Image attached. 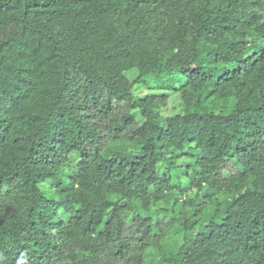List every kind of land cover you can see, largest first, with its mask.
Instances as JSON below:
<instances>
[{
	"label": "trees",
	"instance_id": "obj_1",
	"mask_svg": "<svg viewBox=\"0 0 264 264\" xmlns=\"http://www.w3.org/2000/svg\"><path fill=\"white\" fill-rule=\"evenodd\" d=\"M0 264H264V0H0Z\"/></svg>",
	"mask_w": 264,
	"mask_h": 264
},
{
	"label": "rangeland",
	"instance_id": "obj_2",
	"mask_svg": "<svg viewBox=\"0 0 264 264\" xmlns=\"http://www.w3.org/2000/svg\"><path fill=\"white\" fill-rule=\"evenodd\" d=\"M119 77H120V80L124 83V84H129V82H128V79L124 76V75H122V74H120L119 75ZM142 93V92H141ZM145 93V90L143 91V94ZM171 106H170V108L172 107V105L173 104H170ZM169 110V109H168ZM148 181H150V180H148ZM157 181V182H156ZM148 183H152L153 185H155V186H159V185H163L164 183L161 181V179H158V180H154L153 182L152 181H150V182H148ZM145 187L147 188V184L145 183Z\"/></svg>",
	"mask_w": 264,
	"mask_h": 264
}]
</instances>
